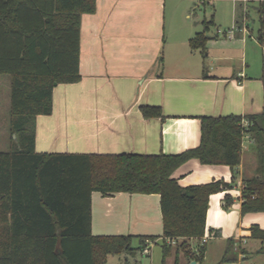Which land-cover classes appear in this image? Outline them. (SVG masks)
Here are the masks:
<instances>
[{"label":"crops","instance_id":"crops-1","mask_svg":"<svg viewBox=\"0 0 264 264\" xmlns=\"http://www.w3.org/2000/svg\"><path fill=\"white\" fill-rule=\"evenodd\" d=\"M173 1L96 0L94 13L81 16V79L77 83L57 85L52 92L51 114L35 118L37 153L177 155L199 146L202 117L264 112V56L258 68L261 62L258 53L264 55V44L244 40L240 30L233 39L228 38L227 30L220 34L216 28L211 32L213 14L210 18L203 17L202 30L197 27L199 21L190 26L185 23L190 20V10L185 8L181 9L178 22L179 6ZM212 1L206 3L211 5ZM195 2L190 0V5L205 4L201 0ZM235 2V26L240 29L243 19L239 15L245 4L241 0ZM205 26L208 29L204 52L192 50L189 40L203 32ZM145 106L160 108L161 117H143L141 108ZM250 147L253 144L244 138L240 164L234 170L190 159L173 172L172 178L181 187L215 181L227 183L230 188L235 184L238 195L233 199L231 210L240 213L242 223L243 180L253 176L256 168L255 163L247 172L244 157H253L248 152ZM244 153L247 154L244 156ZM228 191L209 197L213 208L220 211L224 196L230 195ZM247 214L244 218L247 237L239 234L237 238H228L230 233H224V238L226 242L234 241L236 251L235 247H239L245 254L248 243L253 241L252 252H260L262 244L250 237V227L256 225L264 230V218ZM224 228L221 225V230ZM91 233L93 236H132L133 248L139 247L138 238L153 242L147 254L135 251L118 255L123 264L134 261L139 253L152 256L157 245L161 247L160 264H165L174 251L184 253L177 246L178 239L169 242L163 237L157 194L93 192ZM211 233L218 237V233ZM163 243L171 246L165 258ZM187 243L193 250V245Z\"/></svg>","mask_w":264,"mask_h":264},{"label":"trees","instance_id":"trees-1","mask_svg":"<svg viewBox=\"0 0 264 264\" xmlns=\"http://www.w3.org/2000/svg\"><path fill=\"white\" fill-rule=\"evenodd\" d=\"M95 8L96 0H0V75L10 79V130L17 143L0 152V264H104L108 255L142 251L144 238L133 248L132 236L92 235L93 192L157 194L164 239L203 237L209 197L230 185L215 181L181 187L172 174L190 159L234 170L246 135L256 168L243 180L240 212L264 213V112L202 117L199 146L177 155L35 151L34 121L51 114L53 89L81 79L80 20ZM207 29L189 40L192 50L204 52ZM263 34L260 29V42ZM141 111L145 118L161 117L158 107ZM232 203L226 194L222 208ZM250 237L261 242L264 252V230L251 226ZM181 248L196 261L206 252V244L196 245L194 252L187 242ZM162 249L165 258L171 246L163 243ZM239 254L228 240L216 264L236 263Z\"/></svg>","mask_w":264,"mask_h":264},{"label":"rangeland","instance_id":"rangeland-1","mask_svg":"<svg viewBox=\"0 0 264 264\" xmlns=\"http://www.w3.org/2000/svg\"><path fill=\"white\" fill-rule=\"evenodd\" d=\"M205 1L206 0H201L202 3H204ZM206 2L205 4L194 6L190 5V0H174L173 4L179 6L176 13V21H180V11L182 8H185L186 10H190V20H185V23L189 26L190 24L193 25L196 21H199L200 24L197 27L202 30L203 26L201 21L203 17L205 16L206 18H210L212 14L215 16V18L214 25H212L210 30L211 32H215L217 29L221 31L228 30L235 26V0H213L210 3L211 5L207 4ZM195 4H197V0ZM242 13L243 15L245 14L243 17ZM242 13L241 16L239 15V17L240 19H243L244 27L246 28V32H240L243 36V39L252 43L259 42V30L262 29L264 33V0H249L247 4L242 6ZM235 32L238 33L239 30H236ZM259 43H261V45L264 44V34L263 42ZM263 56L264 55L262 53H258V59L261 61L258 62V68L261 67V58ZM10 89L11 86L9 76L0 75V152H8L17 146L15 135H11L10 130ZM248 152L253 155V157L249 158L244 157L248 167L247 172L249 173V168L251 169V166H254L256 163V157L254 156L252 147H250V151ZM246 154L244 153V156ZM234 185L235 184H233L232 188H229L228 191V193L232 196V199H236L238 195V188L236 187V185ZM208 207L206 229L204 234V237L207 238L208 241L206 243V252L203 260L194 261V259L186 257L181 251H174L170 257L166 258L165 264H193V262H195L194 264H216L218 261H220L222 253L226 246V238H224L223 235L224 233H230V236H228V238H237L239 234L241 237H247L246 229L248 227L244 218H246L248 214L243 215L244 221H242L241 223L240 213L235 209L231 210L232 206L229 209L221 208V212L213 208L209 202ZM253 215L262 216V218H264V213H253ZM221 225H224L226 229L224 228L221 230ZM211 231L213 232V234L218 233V237H214ZM178 240L179 241L177 246L181 248V244L186 242L185 240L191 243V247L192 245L193 247H195L196 244H199L200 239H192L193 241H189V239L179 238ZM250 244H253V241H251V243H248L249 247H246L247 249L245 254H242V251L239 250V247H235L237 249V252L240 253V257L238 258V261L236 263L232 264H264V252H259V250L256 252H252L253 247L250 248ZM187 245L188 250L192 251V249H190L189 243H187ZM194 251L195 249H193V252ZM242 255L244 256V259H241ZM150 260L154 261L155 264H160V245L155 246L152 256L141 255L139 253L138 255H135V260H129L128 264H150ZM105 264H123V259L118 255H110Z\"/></svg>","mask_w":264,"mask_h":264},{"label":"built area","instance_id":"built-area-1","mask_svg":"<svg viewBox=\"0 0 264 264\" xmlns=\"http://www.w3.org/2000/svg\"><path fill=\"white\" fill-rule=\"evenodd\" d=\"M242 2H243V4H247L248 2H249V0H241ZM245 27H244V23H243V26L239 29L238 27H236V26H234V27H232L231 29H229V30H227L225 33H226V35L228 36V38H230V39H233L234 38V34H235V31L236 30H240L241 32H246L245 31ZM218 33H222V31L221 30H218ZM239 76H241V77H243V73H240L239 74ZM245 125H247V123L245 124ZM244 138H248L249 139V137H248V135H246ZM200 240H199V244H196V245H204V244H206L207 243V241H208V239L207 238H205L204 236L203 237H201V238H199ZM168 240V239H167ZM169 242H174L173 240H168ZM153 245V242L152 241H150V240H145V242H144V246H143V250H142V253L143 254H147L148 252H149V249H150V247ZM195 245V246H196ZM240 255V254H239Z\"/></svg>","mask_w":264,"mask_h":264}]
</instances>
